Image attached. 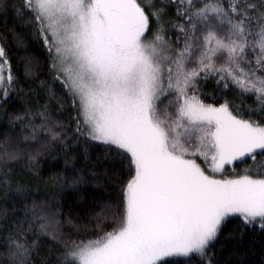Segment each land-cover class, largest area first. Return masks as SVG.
I'll return each instance as SVG.
<instances>
[{
  "label": "snow or ice",
  "instance_id": "obj_1",
  "mask_svg": "<svg viewBox=\"0 0 264 264\" xmlns=\"http://www.w3.org/2000/svg\"><path fill=\"white\" fill-rule=\"evenodd\" d=\"M257 234L264 0H0V264H253Z\"/></svg>",
  "mask_w": 264,
  "mask_h": 264
},
{
  "label": "trees",
  "instance_id": "obj_2",
  "mask_svg": "<svg viewBox=\"0 0 264 264\" xmlns=\"http://www.w3.org/2000/svg\"><path fill=\"white\" fill-rule=\"evenodd\" d=\"M207 102L212 103L213 101L209 99ZM236 242L239 243L242 251L250 249L254 254L250 256L249 259L253 261V264H259L261 256L264 255V240H262L258 234L255 237L251 235L245 236L242 240L238 238ZM224 255L227 256L228 253L225 252Z\"/></svg>",
  "mask_w": 264,
  "mask_h": 264
}]
</instances>
